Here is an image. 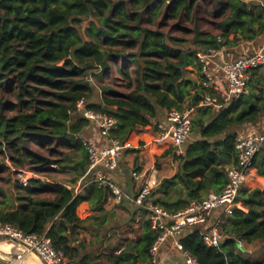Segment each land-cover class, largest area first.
I'll return each mask as SVG.
<instances>
[{
	"label": "trees",
	"instance_id": "trees-1",
	"mask_svg": "<svg viewBox=\"0 0 264 264\" xmlns=\"http://www.w3.org/2000/svg\"><path fill=\"white\" fill-rule=\"evenodd\" d=\"M194 20L211 29L184 24ZM263 36L264 5L248 0H0V168L11 171L8 161L15 170L30 167L41 175L28 185L14 182L13 193L0 184V224L46 235L71 262L88 264L82 236L101 227L98 214L108 187L92 183L77 194L42 175L54 166L77 178L86 175L82 134L92 122L77 111L82 100L88 109L114 117L111 137L134 147L147 143L140 137L144 129L158 130L161 113L194 108L192 133L198 138L183 156L157 144V162L173 156L179 168L150 199L174 213L221 192L229 182L227 169L238 162L240 129L264 119V66L250 72L249 94L207 106L200 104L205 94L215 93L188 69L200 77L198 53L225 48L236 54L241 44ZM92 78L99 84L92 85ZM253 167L255 177L248 181L264 178V142ZM85 201L94 211L89 219L77 213ZM222 231L220 248L208 247L199 228L181 243L200 264H264V256L254 260L238 246L264 243V188L240 190ZM157 236L147 220L141 239L105 257L112 264L149 262Z\"/></svg>",
	"mask_w": 264,
	"mask_h": 264
},
{
	"label": "built area",
	"instance_id": "built-area-1",
	"mask_svg": "<svg viewBox=\"0 0 264 264\" xmlns=\"http://www.w3.org/2000/svg\"><path fill=\"white\" fill-rule=\"evenodd\" d=\"M217 57L222 61V70L227 83L225 90H217L213 85L215 80L213 65L215 64L214 59ZM198 61L202 65L200 82L209 91L217 90L214 96L206 93L200 104L202 106L218 105L221 99L230 102L242 95L249 94L250 72L264 66V46L257 52L235 59L226 58L225 48L209 49L207 52L198 53ZM77 108L79 113L97 125L106 143L99 146L94 141L84 139L88 152L87 174L90 173L94 177L86 181L75 192L81 193L88 185L97 183L99 186L108 187V198L114 203L121 204L126 200L147 211L151 228L158 232V236L151 247V260L137 264H159L160 251L171 239H173L174 246L183 253L185 264H200L198 259L186 251L181 243V239L193 228L201 229L203 241L208 247L220 248L225 239L222 231L224 218L221 216L212 220L214 213L217 209H223L224 214H230L240 190L249 179L255 177L253 158L264 142V129L261 132L238 136L236 146L238 162L235 166L227 169L229 182L221 192H211L201 201H192L186 209L170 213L163 207L155 205L150 199L158 185L153 177L144 181L143 186L136 193L125 191L110 179L108 172L118 169L123 151L134 148V145L130 141L123 142L111 137V131L117 125V120L114 117L88 109L84 100L77 104ZM194 113V108L170 111L166 115L165 122L158 123L155 143L170 146L176 156H183L186 150L185 146L192 135ZM34 173L33 170H20V182L23 185H28L30 179L38 177L37 173L35 175ZM132 176L134 179L140 177L136 172ZM0 238L20 244L27 253L36 255L44 264H75L62 250H57L46 235L25 234L21 229L6 223L0 224ZM244 245L243 241H239L240 248L244 249ZM18 257L21 258L22 255Z\"/></svg>",
	"mask_w": 264,
	"mask_h": 264
},
{
	"label": "crops",
	"instance_id": "crops-1",
	"mask_svg": "<svg viewBox=\"0 0 264 264\" xmlns=\"http://www.w3.org/2000/svg\"><path fill=\"white\" fill-rule=\"evenodd\" d=\"M262 1V0H259ZM261 5H264L261 2ZM264 46V36L253 42H247L241 44L239 48L236 49V54L238 57L252 54L259 51ZM236 54L228 52L226 54L227 59H231ZM237 58V57H236ZM235 59V58H234ZM215 64L213 65V71L215 74L214 86L217 90H225L227 88V83L224 78V72L222 70V61L219 57L214 59ZM188 75L200 83V77L197 70L193 67L188 69ZM217 90L213 89V92L216 94ZM167 113H161L160 117L157 119V122H165ZM262 122V121H261ZM260 122V123H261ZM256 123V124H260ZM259 126V125H258ZM255 127V126H254ZM257 128V127H255ZM264 129V127H262ZM254 129V128H253ZM261 132V131H252L250 133ZM248 133V134H250ZM247 135V134H246ZM157 136V130L155 127H149L144 129L140 137L147 140V143L143 147H134L133 152L128 150L123 151L119 163V167L116 171L108 172V176L111 180L121 186L125 191L130 193H136L143 186L144 181L153 177L158 185L156 189L160 186L161 182L166 178H171L176 175L178 172V161L175 160L173 156L161 159L160 162H157L156 152L157 144L155 143V138ZM82 137L85 140H91L97 143L99 146H103L106 141L101 136L100 131L95 123H91L87 127ZM198 135L193 133L190 140L187 142L186 146L193 140L197 139ZM185 146V147H186ZM88 171V170H87ZM136 172L140 175L138 179H134L132 174ZM75 176V175H74ZM94 176L90 173H86L85 176L77 178L76 176L72 179L70 184H67L68 187L73 188L74 190L81 188L86 181H89ZM90 187L88 185L81 193H85ZM243 187H261L264 188V178L259 177L256 180L248 181ZM109 196V195H108ZM104 212L99 213L100 217V228H92L90 232L84 233L83 238L86 241L85 246H89L94 242L101 243L97 255H92L91 251L88 253V264H98L93 261L94 256L100 254L111 255L120 253L126 244L129 241H137L141 239L143 235L144 223L148 220L147 211L130 201H124L121 204L114 203L108 197L103 204ZM78 215L83 219H89L94 214L92 204L88 201L83 202L77 209ZM226 217L223 209H217L214 213L215 220L218 217ZM105 219L106 222L102 223V220ZM120 221H129L131 227V233L126 241L120 239L119 235L116 234L111 241L103 243L105 236H100V231L106 225L108 226L112 222ZM128 223V224H129ZM96 230V232L94 231ZM87 249V248H86ZM22 255L21 258L18 256ZM263 257V256H262ZM261 257V258H262ZM259 258V259H261ZM107 261V260H106ZM108 262V261H107ZM0 264H44L43 261L32 253H27L23 246L16 242L0 238ZM106 264V263H105ZM159 264H185V257L181 251H179L175 246L173 239L169 240L161 249L159 255Z\"/></svg>",
	"mask_w": 264,
	"mask_h": 264
},
{
	"label": "rangeland",
	"instance_id": "rangeland-1",
	"mask_svg": "<svg viewBox=\"0 0 264 264\" xmlns=\"http://www.w3.org/2000/svg\"><path fill=\"white\" fill-rule=\"evenodd\" d=\"M251 4H261V2L264 3V0L259 1V0H248ZM160 21V19H158V22ZM198 21H188L185 22L184 24L190 28L193 29L195 28V23ZM89 24V22H85L83 25L84 27H86ZM198 24L200 25L201 29L204 30H209L211 29L207 24H205L203 21L198 22ZM170 29V28H169ZM174 34L176 35H181L184 36L186 38H193V33L189 34V35H183L178 31H172ZM92 85H96L99 84V82H97L95 80V78H92ZM109 83H112V78L108 79ZM259 125V126H258ZM257 128H255V127ZM264 127V119L262 120V122L260 124H248L243 126L240 131H239V135H246L252 131H262ZM254 128V129H253ZM193 134V133H192ZM34 147V146H33ZM6 163L8 164V166H10L12 169L11 171H9L6 168H0V179L3 181V183L1 182L0 184L4 187V189L6 190L7 193H13L14 191V182L16 181H20V174L19 171L20 170H15L11 164L6 161ZM0 165H2L0 163ZM25 171H32V168L30 167H26L24 168ZM35 175V173H34ZM37 175L39 176L40 174L37 173ZM43 177L45 179H49L51 181H58V182H62V183H66V184H70V182L72 181V179L75 177L74 173H72L71 171H66V170H62L59 167H52L51 171L47 172L46 174H42ZM41 176V175H40ZM70 181V182H68ZM129 221H118L116 220V222H112L111 224H109L108 226L106 225L105 227L102 228V230L100 231V236H105V239L103 241V243H107L109 244V242L111 241V239L116 236V234H118L120 237V239H123L124 241H126L131 233V227H130V223ZM96 232V230H94ZM102 243V242H101ZM101 243H97L94 242L93 244L87 246L84 250V252L88 253V251H91L92 255H97L95 253H98L99 251V246ZM244 251L242 252L244 255H246L247 257H250L254 260H259V258H261L262 256H264V243L261 241H257L254 242L252 244H246L244 245ZM108 262H107V261ZM93 261L98 264H112L106 257L105 254H100L98 256H94Z\"/></svg>",
	"mask_w": 264,
	"mask_h": 264
},
{
	"label": "water",
	"instance_id": "water-1",
	"mask_svg": "<svg viewBox=\"0 0 264 264\" xmlns=\"http://www.w3.org/2000/svg\"><path fill=\"white\" fill-rule=\"evenodd\" d=\"M105 109H107V108L105 107Z\"/></svg>",
	"mask_w": 264,
	"mask_h": 264
}]
</instances>
